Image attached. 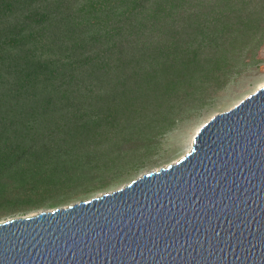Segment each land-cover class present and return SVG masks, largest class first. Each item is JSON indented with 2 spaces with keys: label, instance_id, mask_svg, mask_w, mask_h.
Wrapping results in <instances>:
<instances>
[{
  "label": "trees",
  "instance_id": "16d2710c",
  "mask_svg": "<svg viewBox=\"0 0 264 264\" xmlns=\"http://www.w3.org/2000/svg\"><path fill=\"white\" fill-rule=\"evenodd\" d=\"M184 1L117 0L111 6L121 9L120 14L105 8L107 21L111 16L114 20L96 26L86 0H0V142H8L12 153L25 151L38 158L39 140L62 142L64 151L45 148L63 152L66 160L55 163V168L72 180L94 171V157L80 159L77 147L84 152L85 146H96L95 139L108 133L102 119L115 126L118 134L111 138L117 142L109 138L112 147L107 145L95 159L115 153L105 162L110 165L137 149L153 115L164 105H173L178 84L196 83L192 71L196 62L207 77L221 63L228 64L222 59L230 56V42L246 34L235 20H252L249 5L258 4L211 0L208 7L207 0L209 16L226 15L233 23L226 25L229 31L220 41L212 42L198 37L220 32L222 22L203 29L193 21L195 12L185 18L189 11ZM224 45L228 48L221 51ZM112 107L117 116L102 118ZM132 124L139 129H129ZM7 165L14 168L13 162ZM32 169L28 183L34 192L39 190V169Z\"/></svg>",
  "mask_w": 264,
  "mask_h": 264
},
{
  "label": "water",
  "instance_id": "95a60500",
  "mask_svg": "<svg viewBox=\"0 0 264 264\" xmlns=\"http://www.w3.org/2000/svg\"><path fill=\"white\" fill-rule=\"evenodd\" d=\"M0 264H264V85L203 124L179 161L0 222Z\"/></svg>",
  "mask_w": 264,
  "mask_h": 264
},
{
  "label": "rangeland",
  "instance_id": "374dc122",
  "mask_svg": "<svg viewBox=\"0 0 264 264\" xmlns=\"http://www.w3.org/2000/svg\"><path fill=\"white\" fill-rule=\"evenodd\" d=\"M86 1L88 3L86 11L95 13V18H92L91 22L95 23L96 26L108 22L106 16L102 14L106 10L113 9V13L117 16L120 14L121 9L111 6L116 4L117 0ZM186 1H184L185 8H188L189 13L184 15L185 18L188 19V14L195 12L196 18L193 21L205 26L203 29L206 30L208 26H215L219 21L222 22L223 29L221 28L220 32H207V36L201 37L200 35L198 38L203 41L214 40L212 42H215L220 41L223 32L225 35L228 33L229 30H227L226 25L233 24L232 20L227 19L226 15L218 16L214 12H211L209 16V11L205 12L207 0ZM243 1L245 6H248L252 1H256L258 4L249 5L247 14L254 13L251 16L252 20H240L238 18L235 20L236 23L243 25L246 34L240 36L237 41L230 42L233 44L230 47V56L222 59L225 64L229 61L228 64L224 66L221 63L219 70L215 71V74L212 71L213 76L207 77L203 71L198 69L199 64L196 62L192 70L195 71L196 83L193 85L190 80H183L182 84H178V92L172 94L173 100L171 102L173 105L171 107L164 105L159 110L158 115H153L154 118L151 121L153 124H150L151 128L147 131L145 139L137 142V149L131 151L117 163L105 164L115 153H108L110 155L106 154L104 157L100 155L98 159H95L97 154L106 150L107 145L112 147L114 141L112 143L107 142L109 138L118 134L115 126L113 127L110 121L106 119H102L104 123L102 124L107 128L108 133L103 132V136L95 139L96 146L89 147L87 145L84 152L81 151L80 147H77V151L83 156L80 159L94 157L92 162L95 167H93L92 173L82 175L76 180L70 179L64 172H59V168H55V163L66 160L63 152L58 154L57 151L55 154L51 150L47 152L45 148V146H50L51 149L58 147L60 151H64L65 144L62 142L59 143L54 139L39 140V158L30 153L25 154V151L12 153L10 146L8 148V142H0V222L90 200L120 189L146 173L179 161L191 150L194 137L203 124L214 115L230 110L263 86L264 0ZM210 3L211 0L208 7ZM239 7L236 6L235 8L238 9ZM167 10L172 11L173 8ZM113 20L114 17L111 16L110 21ZM89 22L85 21L84 23ZM91 27H93L92 24ZM200 39L199 41H201ZM203 45L208 46V44ZM227 48L228 46L224 45L220 50L225 51ZM197 91L198 96H196ZM106 106L107 110L108 105L106 104ZM120 109L124 111L121 105ZM109 116L111 118L117 116L113 107L107 114H103L102 118ZM100 123L101 121L98 120L97 124ZM119 127H122V123ZM131 127H134L133 131L139 129L133 124L129 125V129ZM111 139L117 142L116 138ZM18 159L19 161H14ZM8 162L14 163L13 169L8 167ZM68 163L72 164L71 162ZM96 163H100L97 165L99 167H96ZM30 168H33L32 170L39 169V190L34 192L28 183L31 176V172L28 171ZM29 196L32 198L28 199Z\"/></svg>",
  "mask_w": 264,
  "mask_h": 264
}]
</instances>
